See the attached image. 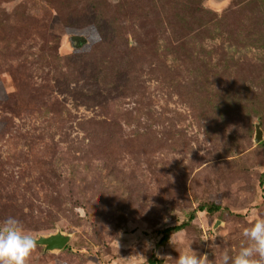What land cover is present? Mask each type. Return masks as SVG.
<instances>
[{"label": "rangeland", "instance_id": "rangeland-1", "mask_svg": "<svg viewBox=\"0 0 264 264\" xmlns=\"http://www.w3.org/2000/svg\"><path fill=\"white\" fill-rule=\"evenodd\" d=\"M201 203L228 213L196 211L159 246ZM9 216L70 236L25 264L234 256L264 216V0H0Z\"/></svg>", "mask_w": 264, "mask_h": 264}, {"label": "clouds", "instance_id": "clouds-1", "mask_svg": "<svg viewBox=\"0 0 264 264\" xmlns=\"http://www.w3.org/2000/svg\"><path fill=\"white\" fill-rule=\"evenodd\" d=\"M241 235L245 239L236 254L230 256L224 252L220 264H264V216L254 218L243 227ZM36 244L34 235L26 231L16 217L9 216L0 222V264H25ZM191 244L175 259L176 264H209L207 255H198Z\"/></svg>", "mask_w": 264, "mask_h": 264}, {"label": "water", "instance_id": "water-1", "mask_svg": "<svg viewBox=\"0 0 264 264\" xmlns=\"http://www.w3.org/2000/svg\"><path fill=\"white\" fill-rule=\"evenodd\" d=\"M70 44L73 48H80L85 45L87 40L84 36H71ZM262 139V130L260 127V122L257 121L254 125V143H259ZM36 246L42 247L43 252H55L61 251L68 243L70 236L62 233L61 231H56L55 233H50L47 235H39L35 237Z\"/></svg>", "mask_w": 264, "mask_h": 264}, {"label": "trees", "instance_id": "trees-1", "mask_svg": "<svg viewBox=\"0 0 264 264\" xmlns=\"http://www.w3.org/2000/svg\"><path fill=\"white\" fill-rule=\"evenodd\" d=\"M196 211L205 212L207 215H214L219 212L228 213V210L226 208H221L219 205L215 203H201L198 205L197 210L192 211L188 215L187 220L185 222H182L179 225H175L163 229L160 232V240L158 242V245L162 247L167 245L170 241L171 236L190 227L192 225L193 220L195 219ZM147 264H162V261L157 259V257L154 254H152L150 258L147 260Z\"/></svg>", "mask_w": 264, "mask_h": 264}]
</instances>
